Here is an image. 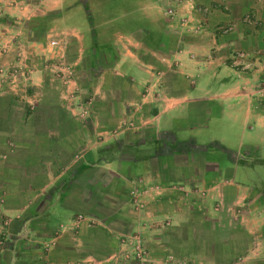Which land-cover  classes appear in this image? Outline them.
Here are the masks:
<instances>
[{"label": "crops", "instance_id": "obj_1", "mask_svg": "<svg viewBox=\"0 0 264 264\" xmlns=\"http://www.w3.org/2000/svg\"><path fill=\"white\" fill-rule=\"evenodd\" d=\"M2 46L0 264H264V0H0Z\"/></svg>", "mask_w": 264, "mask_h": 264}, {"label": "rangeland", "instance_id": "obj_2", "mask_svg": "<svg viewBox=\"0 0 264 264\" xmlns=\"http://www.w3.org/2000/svg\"><path fill=\"white\" fill-rule=\"evenodd\" d=\"M164 5V4H163ZM248 15L246 14L243 19L245 22H248L247 20H245V18ZM55 36V35H54ZM56 38L53 37L50 40H55ZM51 45V43H50ZM52 46V45H51ZM8 49L5 46H2L1 53L4 54ZM244 51V50H242ZM236 53V52H235ZM234 53V54H235ZM24 54V53H23ZM21 56V55H20ZM24 57H26V55H24ZM23 56L19 57L17 59V62H15L13 65H8L9 63L3 64L0 66V69L2 71H0V82H9V83H21V82H25V81H29L31 79V75L33 72V67L30 66V64L27 62L26 58H24ZM64 64L68 65L69 63L63 62ZM5 65V66H4ZM44 67L46 69H48L52 76L55 78V80H57L59 83V85L61 84L62 86H64L67 90L70 87L72 89V76L70 78V80L68 79H61V77L59 76L58 69H57V62H56V58H51L47 61H44ZM252 67V65H251ZM250 67V68H251ZM249 68V67H248ZM246 68V69H248ZM264 170H261L258 172L259 175H261V173H263Z\"/></svg>", "mask_w": 264, "mask_h": 264}, {"label": "built area", "instance_id": "obj_3", "mask_svg": "<svg viewBox=\"0 0 264 264\" xmlns=\"http://www.w3.org/2000/svg\"><path fill=\"white\" fill-rule=\"evenodd\" d=\"M169 12L171 14L172 10H169ZM245 20H247L249 22L250 17L247 16L245 18ZM217 29L222 33H227V32H230L233 30V26L231 24L226 25V26L223 25V26H219ZM50 43L52 46H58L59 45V43L56 40H52ZM233 57H234V61H235L236 65L240 66L242 69H246L248 67L250 68L252 65L251 61L249 60L250 57L248 56V53L245 51L238 50L233 55ZM57 69H58L57 73L59 74L61 79L70 80V78L72 76V71H71V67L69 65H66L62 62V63L57 64ZM0 71H2V70L0 69ZM262 88H263V90H260V95L264 96V85L260 87V89H262ZM136 255L138 257H140L141 255H144V253L141 249L137 248Z\"/></svg>", "mask_w": 264, "mask_h": 264}]
</instances>
